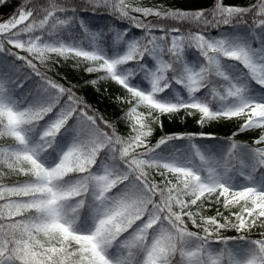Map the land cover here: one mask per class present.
<instances>
[{
  "label": "snow or ice",
  "instance_id": "snow-or-ice-1",
  "mask_svg": "<svg viewBox=\"0 0 264 264\" xmlns=\"http://www.w3.org/2000/svg\"><path fill=\"white\" fill-rule=\"evenodd\" d=\"M61 60L124 90L125 131L49 74ZM181 112L239 123L153 142ZM0 264H264V0H20L0 19Z\"/></svg>",
  "mask_w": 264,
  "mask_h": 264
},
{
  "label": "trees",
  "instance_id": "trees-1",
  "mask_svg": "<svg viewBox=\"0 0 264 264\" xmlns=\"http://www.w3.org/2000/svg\"><path fill=\"white\" fill-rule=\"evenodd\" d=\"M153 3H159L160 0H152ZM165 3L175 4L176 7L193 9L206 7L212 3V0H164ZM227 3H247L249 0H226ZM20 3V0H8L7 3L0 5V19H5L10 16L17 5ZM90 21L95 23H100L101 25L105 22L110 25L114 22L111 20L105 21L101 19L99 13L95 17H87ZM23 54V53H21ZM18 65L22 62H17ZM30 70L25 67H19V76H23L26 72ZM54 75L55 79L60 80L65 84L75 85L74 91L77 92L93 109L103 115L106 119L117 122L120 130L125 131L123 121L120 120L122 115V109L125 105L119 103L116 99L118 96H124V90L116 85L114 82L108 81H98L96 84L90 83L93 79H96L97 74H87L83 71L82 68H78L74 65L72 60L67 62L61 60L59 65L54 68V73H49ZM30 82L25 81V87H29ZM161 120L163 121V129L159 127L156 128V132L153 137V142L158 139L160 136L165 134L180 133V132H198L201 130L214 132L219 137H229L233 132L237 130L239 121H230V122H219L213 123L208 126L206 129H201L200 126L196 123L195 117H186L183 112L174 115V116H162ZM255 131L240 133L235 137V139L241 142H251L255 136ZM208 215H214L217 205H209ZM221 211L224 209L221 207ZM235 210V209H233ZM227 215V212H225ZM224 236H233L236 235L234 231H227L223 233Z\"/></svg>",
  "mask_w": 264,
  "mask_h": 264
}]
</instances>
